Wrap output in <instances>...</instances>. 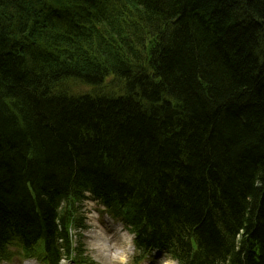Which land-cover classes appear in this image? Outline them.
<instances>
[{
    "label": "trees",
    "instance_id": "trees-1",
    "mask_svg": "<svg viewBox=\"0 0 264 264\" xmlns=\"http://www.w3.org/2000/svg\"><path fill=\"white\" fill-rule=\"evenodd\" d=\"M86 191L138 261L264 264V0H0V255L69 257Z\"/></svg>",
    "mask_w": 264,
    "mask_h": 264
},
{
    "label": "rangeland",
    "instance_id": "rangeland-1",
    "mask_svg": "<svg viewBox=\"0 0 264 264\" xmlns=\"http://www.w3.org/2000/svg\"><path fill=\"white\" fill-rule=\"evenodd\" d=\"M110 80L111 79H108L107 82H109ZM88 89H89L88 86H84L82 84L76 85L75 87L72 88L73 91L80 93ZM108 90L111 91L110 88L106 89L107 92ZM86 205H87L86 209L90 213L89 214L90 219L93 218L95 215L99 214L100 206L96 201H87ZM100 220L104 224H107L109 226L108 228H106V230H104L103 227H96L95 220H91V221L89 220V222L92 225H94L96 228H91L89 231H86L84 234L85 236L83 242L86 244L85 247L87 250L85 251L89 259H93L96 262V264H131L132 253H130V250L128 249L129 241L131 240L130 233L127 230H125V232H120L119 229L122 226L118 224H113L111 221L106 223L102 218H100ZM109 230L113 232L111 236H108L107 232ZM100 241L103 242L104 248H106L105 255H101L96 250L97 248L96 245L100 243ZM120 250L123 251V254L116 256V252ZM157 256L158 259L155 258L157 260L155 261L151 260L148 264H151L152 261L153 264H165L166 260L172 261L169 258H165L163 255L161 256L157 255ZM62 264H72V263L62 262ZM175 264H179V263L175 262Z\"/></svg>",
    "mask_w": 264,
    "mask_h": 264
},
{
    "label": "bare ground",
    "instance_id": "bare-ground-1",
    "mask_svg": "<svg viewBox=\"0 0 264 264\" xmlns=\"http://www.w3.org/2000/svg\"><path fill=\"white\" fill-rule=\"evenodd\" d=\"M90 191H86V192H84V197L86 198V196L88 195V193H89ZM80 204H83V203H80ZM89 212L87 211V209H86V207H85V209H83V215H84V218H85V220H86V223H89V220L91 221L92 220V218L90 219V216H89ZM88 221V222H87ZM70 244H72V248H73V251L74 250H77L78 251V253L82 256L83 255V253H84V250L86 249V247H85V243H83V242H81V241H71L70 240ZM97 248H96V250L101 254V255H105V252H106V248H104V244H103V242L102 241H100V243H98L97 245ZM1 253V252H0ZM72 254V253H71ZM121 254H123V251H117L116 252V256H119V255H121ZM2 255V254H1ZM1 255H0V257H1ZM114 257H115V255H114ZM114 257H112V258H114ZM165 258H169L170 260H172V261H178L177 260V258L176 257H174L172 254H171V252H168L167 251V253L165 254ZM65 262H67L66 260H64ZM82 261H85V259H82ZM27 264H31V263H27Z\"/></svg>",
    "mask_w": 264,
    "mask_h": 264
},
{
    "label": "clouds",
    "instance_id": "clouds-1",
    "mask_svg": "<svg viewBox=\"0 0 264 264\" xmlns=\"http://www.w3.org/2000/svg\"><path fill=\"white\" fill-rule=\"evenodd\" d=\"M165 264H175V262L174 261H168V260H166L165 261Z\"/></svg>",
    "mask_w": 264,
    "mask_h": 264
}]
</instances>
